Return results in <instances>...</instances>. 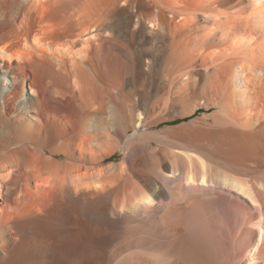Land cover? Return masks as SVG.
Segmentation results:
<instances>
[{
  "label": "bare ground",
  "instance_id": "6f19581e",
  "mask_svg": "<svg viewBox=\"0 0 264 264\" xmlns=\"http://www.w3.org/2000/svg\"><path fill=\"white\" fill-rule=\"evenodd\" d=\"M0 264H264V0H0Z\"/></svg>",
  "mask_w": 264,
  "mask_h": 264
},
{
  "label": "rangeland",
  "instance_id": "374dc122",
  "mask_svg": "<svg viewBox=\"0 0 264 264\" xmlns=\"http://www.w3.org/2000/svg\"><path fill=\"white\" fill-rule=\"evenodd\" d=\"M76 31H78V29H77V26H75V22H70V23H65V24H61L60 26H59V28L57 29V31H56V34H59L60 33V35L59 36H61L62 34H64V33H66V34H72V33H75ZM162 84H164V83H161V82H159V80L157 81V88L159 87L160 89H161V87L163 88L164 87V89L166 90V87H168V84L166 83V85L164 84V85H162ZM166 86V87H165ZM148 88L149 87H145L144 88V90L145 91H148ZM206 112V110L204 109V108H200L199 110H197L196 111V113L194 114L195 116L196 115H201V114H204ZM186 118H188V117H186ZM184 119H177V121L175 120V122H180V121H183ZM119 157H120V155H116V156H113V157H111V159H119ZM109 160V159H108Z\"/></svg>",
  "mask_w": 264,
  "mask_h": 264
}]
</instances>
